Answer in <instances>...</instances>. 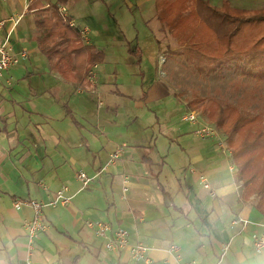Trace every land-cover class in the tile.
Here are the masks:
<instances>
[{
	"label": "rangeland",
	"instance_id": "rangeland-1",
	"mask_svg": "<svg viewBox=\"0 0 264 264\" xmlns=\"http://www.w3.org/2000/svg\"><path fill=\"white\" fill-rule=\"evenodd\" d=\"M202 1L214 7H223L229 2L231 7L242 10L264 7V0ZM77 2L82 5L83 14L73 10ZM65 7L71 20L91 28L90 44L95 42L105 53L104 60L96 62L99 64V95H82L92 101L86 103V111L77 116L81 124L72 127L78 131V139L85 142L90 138V147L95 150L94 166H76L78 171L84 169L90 176L101 173L91 185L103 176H115L118 179L114 184V199L127 208L129 200L123 196L121 178L126 174L129 182H138L144 177L160 187L168 204L175 202L176 207H185V204L194 207L190 215L183 218L193 220L201 234H207V225L224 222L214 209L216 199L207 190L200 191L193 185L190 170L186 168L192 166V152V156L199 153L211 160L215 172L220 173L226 183L237 179L238 173L230 169L231 164L240 167V177L245 184L241 198L254 206L264 195V57L253 54L249 63H246L248 57H228L217 71L203 73L188 60L178 39L161 29L155 0H69ZM38 16L36 13L31 19ZM202 21L195 28L207 33L208 39L213 38L212 43L218 41L220 44L219 32L214 26L217 17ZM257 32L253 26L242 27L234 44L239 50L255 49ZM220 41L224 42V36ZM130 48L140 52V63L138 54ZM31 54V60H36L37 49ZM38 58L46 62L45 58ZM198 95L219 98L234 105L233 115L240 113L242 117L234 136H228L217 126L219 134L212 137L205 139L197 134L196 129L204 121L215 124L199 110L188 107V102ZM190 110L197 111L198 124L183 119ZM72 122L67 119L69 126H74ZM221 142L229 149H222ZM120 146L126 147L124 156L115 167L104 170L111 154ZM250 177L252 183L247 185L246 179ZM78 185L82 187V183ZM136 193V189H131V198ZM176 207L174 211L178 212ZM246 249L251 260L242 264H258L264 258V253L254 252L252 242ZM233 250L234 244L228 253ZM220 259L219 256L218 261Z\"/></svg>",
	"mask_w": 264,
	"mask_h": 264
},
{
	"label": "crops",
	"instance_id": "crops-1",
	"mask_svg": "<svg viewBox=\"0 0 264 264\" xmlns=\"http://www.w3.org/2000/svg\"><path fill=\"white\" fill-rule=\"evenodd\" d=\"M49 1L56 0L40 2ZM16 4L17 0H0V20L8 18ZM79 4L77 2L73 10L76 14H83ZM35 14H28L13 30L10 39L16 50L32 46L28 49L30 58L12 68L0 80V264H27L28 260L34 264H143L134 262L127 250H107L103 240L86 226L85 219H100L124 226L133 240H141L150 247L153 264H186L192 260L215 264L222 241L230 237H233L234 250L227 253L219 264L249 262L251 257L248 258L246 246L251 245L253 234L262 232L263 228L252 225L247 230L237 228L234 232L230 222L241 214L264 224V215L239 198L241 173L235 181L226 183L224 177L215 172L211 160L199 153L193 156L190 153L192 166L186 168L190 170L195 189H205L212 195L202 183L201 176L205 175L217 190V194L212 195L216 199L214 209L224 222L207 225V234H201L193 220L183 218L189 216L194 207L185 203V207H176L175 202L168 204L160 187L144 177L138 182H130L131 189H136L137 193L127 202V208L114 199V184L118 179L115 176H103L87 189L78 185L81 182L77 178L76 166H94L95 162L91 139L83 142L76 137L78 131L72 128L81 124L77 116L82 115L88 106L86 103L92 101L82 95L90 92H77V86L53 69L40 52L36 19H31ZM11 26L12 23L7 21L0 28V38L8 34ZM34 49L38 51L37 59L31 60ZM38 57L45 58L46 62ZM10 74L14 76L12 83L8 82ZM71 87H74L73 91ZM67 119L73 121L74 126H69ZM100 174L92 176L98 178ZM43 183L47 189L42 188ZM122 183L123 178L120 187ZM63 185L69 186L72 202L46 206L47 227L31 240L24 223L34 216V210L28 206L17 209L14 200L50 201ZM218 236H221L220 240ZM173 244L178 246V251H170ZM260 261L258 264H264V258Z\"/></svg>",
	"mask_w": 264,
	"mask_h": 264
},
{
	"label": "trees",
	"instance_id": "trees-1",
	"mask_svg": "<svg viewBox=\"0 0 264 264\" xmlns=\"http://www.w3.org/2000/svg\"><path fill=\"white\" fill-rule=\"evenodd\" d=\"M68 2L69 0H56L55 3L51 2L49 7H42V2H37L36 5L40 6L37 11L39 16L35 21L38 31L37 43L38 49L50 61L52 68L78 86L85 80L88 68L96 62H102L105 53L93 43L83 44L78 27L69 24L70 17L60 14V7ZM155 7L161 29L178 39L188 60L203 73L217 71L228 57H248L246 63L252 62L253 54L264 57V7L242 10L231 7L229 2L223 7H214L211 4L204 5L202 0H155ZM214 16L217 17L214 26L219 32L220 44H217L218 41L212 43L213 38L208 39L207 33H201L200 29L195 28L203 22V18L208 20ZM221 24L224 25L223 28ZM250 26L258 29L254 39L255 49L239 50V46L234 44L237 42L236 34L242 27ZM223 36L222 43L220 38ZM130 51L138 54L140 63V52L131 48ZM188 107L202 112L230 137L238 131L242 121L240 113L233 115L234 105L219 98L198 95L188 102ZM71 116L75 123H78L75 116ZM252 180V177L247 178L246 184L249 185ZM240 188H245L243 180ZM254 206L264 215L263 194Z\"/></svg>",
	"mask_w": 264,
	"mask_h": 264
},
{
	"label": "built area",
	"instance_id": "built-area-1",
	"mask_svg": "<svg viewBox=\"0 0 264 264\" xmlns=\"http://www.w3.org/2000/svg\"><path fill=\"white\" fill-rule=\"evenodd\" d=\"M10 1V0H5ZM41 0H17L16 6L13 8V12L8 18L0 20V28H3L7 21L12 23L11 28L8 31V34L5 37L0 38V80H3L5 74L10 72L12 68L19 65L20 63L27 61L30 58V51L28 48H22L20 50H16L11 44V36L13 30L19 26L21 21L28 15L34 14L39 10L40 6H37V2ZM55 3L56 1H51ZM51 2H42V7H49ZM60 14L64 17H68V13L65 6H61ZM69 24L71 26H77L79 29L80 37L85 45H90L91 43V28L86 24H78L75 20H69ZM98 66L96 63L92 65L88 71L85 80L83 83L79 84L76 88V91L79 93L90 92L93 94H98V86L100 84L98 78ZM14 80V76L10 74L8 76V82L12 83ZM102 103V101H100ZM184 120L190 121L192 124H198L199 117L197 111L190 110L187 112L184 117ZM197 134L202 138H209L213 135L219 134L218 128L216 125L204 121L202 125H200L197 129ZM222 149H229V146L226 143H220ZM126 152L125 146H120L116 149L110 157L108 164L104 167V170L110 168L111 166H115L119 163ZM230 169L240 174V168L232 163ZM77 178L82 183V187L87 188L94 181L95 176L88 175L85 171L81 170L77 172ZM202 183L204 187L210 190L211 194L215 196L217 194V190L212 186V184L207 180L205 175L201 176ZM42 188L47 189L46 184L41 185ZM128 175L123 176L122 183V193L125 199L130 200L131 198V188ZM70 188L68 185H63L54 193V197L50 201L38 200V199H15L14 206L17 209H21L23 206L31 207L34 210V216L31 219L25 221L24 226L27 230L28 237L31 240H34L39 236V234L46 229L47 224L44 216V208L46 206L52 205L56 206L59 203L69 205L72 202V196L69 195ZM243 189L238 188V195L241 200ZM86 226L93 232V234L102 239L105 247L110 251H122L127 250L130 257L135 262H142L145 264H153L154 260L150 256V247L146 245L141 240H133L131 238L130 232L122 225H114L111 222L104 220H92L85 219ZM252 225L262 226L264 229V224H260L252 221L251 219L242 216L241 214L236 215L232 221L230 222V227L234 230L240 228L241 230H245ZM252 246L254 252L256 254L264 253V230L262 232H258L253 234L252 236ZM233 237L229 238L226 241H222L221 243V253L220 258L224 257L228 251L232 247ZM178 246L175 244L171 245L170 251L175 252L178 251ZM220 259V260H221ZM220 260L217 264L220 263ZM27 264H34L33 261L28 260ZM186 264H202L197 260H192L187 262Z\"/></svg>",
	"mask_w": 264,
	"mask_h": 264
}]
</instances>
